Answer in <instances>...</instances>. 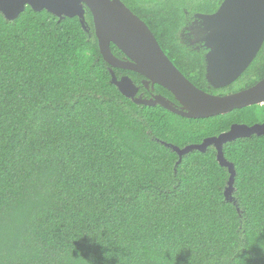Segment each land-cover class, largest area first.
Masks as SVG:
<instances>
[{"label": "trees", "instance_id": "1", "mask_svg": "<svg viewBox=\"0 0 264 264\" xmlns=\"http://www.w3.org/2000/svg\"><path fill=\"white\" fill-rule=\"evenodd\" d=\"M123 1L158 35L174 33L165 11L186 2ZM87 20L91 38L78 17L0 13V264H264V135L224 146L237 203L213 146L177 165L160 141L184 147L263 122L264 105L194 119L137 104L112 83ZM250 69L249 83L264 78V45Z\"/></svg>", "mask_w": 264, "mask_h": 264}, {"label": "water", "instance_id": "2", "mask_svg": "<svg viewBox=\"0 0 264 264\" xmlns=\"http://www.w3.org/2000/svg\"><path fill=\"white\" fill-rule=\"evenodd\" d=\"M27 6L35 11L46 9L60 20L78 17L89 38L93 35L87 20L90 10L101 54L110 65L112 83L137 104L160 105L183 117L196 119L224 115L264 102V79L249 89L228 95H215L199 88L165 53L147 22L123 0H0V13L13 21ZM202 16L204 25L210 30L211 51L207 56L206 78L215 88L229 86L246 71L264 45V0H224L214 14ZM113 43L127 59L113 52ZM115 68L135 71L162 85L174 94L181 106L162 95L151 99L143 98L142 94L137 96L139 87L134 80L130 76L119 78ZM253 135H264V123L252 126L234 123L219 135L185 147L160 141L178 153L177 165L194 150L206 152L210 146L216 147L219 163L230 173L226 199L237 203L234 196L237 170L226 158L224 145ZM238 209L240 211V207Z\"/></svg>", "mask_w": 264, "mask_h": 264}, {"label": "flooded vegetation", "instance_id": "3", "mask_svg": "<svg viewBox=\"0 0 264 264\" xmlns=\"http://www.w3.org/2000/svg\"><path fill=\"white\" fill-rule=\"evenodd\" d=\"M223 1L224 0H186V2L181 5L176 3L175 5L171 6L172 9L169 8L168 10L165 11L167 18H171L173 17V15H177L178 17V19L176 20V25L173 26V27H176L174 33L170 35V32H169V35H168V32H166L165 35L163 34L158 35L157 32L153 31L152 29L153 32H156L154 34L156 35L165 53L170 57V59L174 62V64L182 71V73L184 75L186 74L185 75L186 77L187 75L192 76V77L204 76L205 82H201L198 80L200 85L199 86L197 85V86L205 90L206 92H209L215 95H228V94L240 92V91L251 88L252 86L256 85L258 82H260L262 79H264L262 78L258 81L252 80L250 83L248 82V78L256 74L255 71L250 69L253 62L257 58L256 57L254 61L250 64V66L246 69V71L231 85L222 87V88H215L209 84L206 78V75H207V67H208L207 56L209 52L211 51V46L208 41V37H209L208 34L210 30L204 25L202 15L214 14L219 9ZM155 17L156 16H154L151 13L150 15L147 16L149 20L154 19ZM155 27L156 26L154 25V28ZM182 57L187 59V61H189L190 64H188L187 62H186V65L182 64L180 62V59ZM119 58L127 59L124 53ZM117 69H120V68H117ZM124 76H130V75L121 74V76L120 77L118 76V77L122 78ZM142 76L143 77L140 79V84L134 81L135 84L139 87L137 96L142 94L143 98L151 99L157 95H162L174 101L176 104H178L179 107L181 106L180 103L176 100L174 94L170 92L167 88L163 87L162 85L158 83H154L150 81L149 78H147L144 75ZM158 86H161L164 89H166L168 92H170V96H167L164 92H162L161 89L158 88ZM232 86L233 88L231 89ZM255 105H264V102L257 103L251 106H255ZM258 123H264V121L256 122L253 124H247V123H244V124L252 126ZM213 136H216V135H213ZM187 145H190V144H187ZM214 148L216 149V147Z\"/></svg>", "mask_w": 264, "mask_h": 264}]
</instances>
